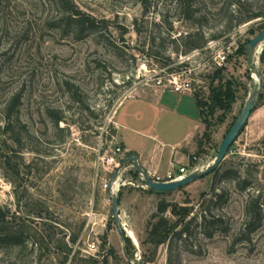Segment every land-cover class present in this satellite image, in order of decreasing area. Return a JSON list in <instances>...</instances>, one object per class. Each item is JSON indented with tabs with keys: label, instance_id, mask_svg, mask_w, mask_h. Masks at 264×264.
Listing matches in <instances>:
<instances>
[{
	"label": "rangeland",
	"instance_id": "obj_1",
	"mask_svg": "<svg viewBox=\"0 0 264 264\" xmlns=\"http://www.w3.org/2000/svg\"><path fill=\"white\" fill-rule=\"evenodd\" d=\"M67 1L93 25L77 30L54 0H0V208L21 216L30 198L33 208L43 209V220H50L39 222V229L26 223L37 244L22 251L0 245V264H169V257L171 264H264V41L246 57L248 41L264 28V15L240 21L249 12L264 13V0H182L180 7V0H148V9L140 0ZM184 2L191 19L185 18ZM197 30L206 39L197 52L182 54L179 41L171 42ZM221 51L227 58L215 76ZM257 72L262 87L255 107L212 172L158 194L140 185L132 162L122 165L129 155H114L111 166L101 162L119 145L112 137L119 104L137 92L161 89L155 86L159 75L176 74L205 103L202 132L176 165L200 173L257 87ZM228 86L232 98L217 106L212 89ZM13 96L18 102L7 126L3 115ZM56 116L63 119L55 127ZM119 166L123 184L117 192L118 179L112 194L100 179ZM112 196L119 201L124 240L111 217ZM256 196L261 220L247 232L245 205ZM161 199L186 206L196 219L187 237L154 247L146 240V224ZM204 213L212 236L202 232ZM209 215L222 221L211 225ZM167 217L175 224V217ZM91 243L94 251H88Z\"/></svg>",
	"mask_w": 264,
	"mask_h": 264
},
{
	"label": "trees",
	"instance_id": "obj_2",
	"mask_svg": "<svg viewBox=\"0 0 264 264\" xmlns=\"http://www.w3.org/2000/svg\"><path fill=\"white\" fill-rule=\"evenodd\" d=\"M148 0H140V2L144 5L145 9H148V3L146 4ZM187 1V0H186ZM55 4L60 7L64 14L67 15V18L69 21H73L75 23V26L77 30H83L86 25H90V27L93 25L92 18L89 16H86L83 14L80 10L76 9L72 5L68 3L67 0H54ZM238 3H240L239 0H237ZM185 3V2H184ZM186 8V14L185 18L191 19L192 18V10L190 7V4L186 2L185 4ZM182 6V0L179 1L178 7ZM264 15V13H261L259 11L257 12H249L248 14H245L240 21L245 22L252 18H256L259 16ZM179 41V45L183 47L181 50L182 54L189 53L194 50L202 49L204 47V44L206 43V39L204 38L203 34L197 30L195 32H189L184 35H179L178 38H172L171 42ZM175 50L178 51V47H175ZM236 51H239L237 48ZM261 60L264 58V52L261 54ZM166 62L163 64H166L170 61V58L166 57ZM179 66H185V63H179ZM220 68H218L214 73L215 76L218 75ZM215 76L211 79L214 80ZM213 92V101L216 103L217 106H223V104L226 103L227 100H230L232 98L230 87H226L224 91L212 89ZM18 102L17 96H13L5 105L4 110V119L7 122V126H9L11 118L13 116V108L16 106L15 104ZM196 104L199 108V114L201 117L200 112V106L202 104H205L203 101H199L196 98ZM63 118L62 116H56L53 120V124L56 127L58 125V122L61 121ZM243 129V128H242ZM241 129V131H242ZM240 131V132H241ZM1 156V155H0ZM2 159V162L5 165L9 164L8 157H5ZM137 171V170H136ZM248 184V181L244 179L243 181V187L245 188ZM149 189V188H148ZM150 191H154L158 194H164L165 192L156 191L153 189H149ZM216 197H220V194H215ZM22 195L18 197V200H22ZM259 198L252 197L249 201L246 202L245 205V216H246V225L247 232H252L255 229L256 223H258L261 220V209L260 204L258 203ZM31 203V206L29 205ZM25 205L28 206V211L24 213V215L16 216L14 213H10L9 210H2L0 208V245L5 247H16L19 249V251H22L27 248V245L29 243L31 244H37V241L32 238V235L29 233L28 229L30 227L26 224L29 222L31 225L35 227L36 229H39L37 227V224L42 225H49L50 220L44 221L42 216V210L41 208H33L34 201H32L30 198L25 199ZM167 213H169L172 217L176 218L175 224L171 223V220L167 217ZM41 219V220H40ZM196 216L190 215V211L186 206L179 205L175 202H169L165 201L164 199H161L156 206V212L153 213L150 217V220L146 224V240L153 245L154 247L165 243L166 241L171 240L173 236L177 237L179 240H182L183 238L187 237L191 233V225L195 221ZM206 221L207 216L206 214L200 215V224L203 227L202 232L204 234H207L208 236H212L214 231H208L210 228L206 227ZM209 223L211 225H215L218 222L222 221L221 217L218 215H209ZM180 222H183L180 225L179 229H175L177 225H179ZM51 224V223H50ZM210 225V224H209ZM227 228L223 229V232H226ZM128 238V237H127ZM148 259H145L146 261H149ZM169 264H171V259L169 257Z\"/></svg>",
	"mask_w": 264,
	"mask_h": 264
},
{
	"label": "crops",
	"instance_id": "obj_3",
	"mask_svg": "<svg viewBox=\"0 0 264 264\" xmlns=\"http://www.w3.org/2000/svg\"><path fill=\"white\" fill-rule=\"evenodd\" d=\"M137 98L138 104L133 106L132 100ZM160 122L163 124L159 127ZM114 124L112 137L119 142L123 154L137 156L142 170L156 171L161 175L176 170V164L184 160L185 148L191 147L203 126L191 92L176 93L163 89L140 91L123 100L115 110ZM177 127L180 128L179 134L172 138ZM130 135L144 144L138 146L130 140Z\"/></svg>",
	"mask_w": 264,
	"mask_h": 264
},
{
	"label": "water",
	"instance_id": "obj_4",
	"mask_svg": "<svg viewBox=\"0 0 264 264\" xmlns=\"http://www.w3.org/2000/svg\"><path fill=\"white\" fill-rule=\"evenodd\" d=\"M264 41V28L259 31L255 36H253L246 45V57L247 61H249V53L250 51L254 50L255 47ZM257 79H258V85L253 89V91L248 95L240 113L239 116L236 118L234 123L229 127L228 131L224 135L218 149L217 153L211 162L210 165H208L204 170H202L200 173H197L195 171L190 172L186 175H184L182 178L174 181H167V182H159V181H153L150 178H146V185L149 189H153L160 192H169L173 191L175 189H178L179 187H182L184 185H187L188 183L195 181L196 179L202 177L205 174H208L212 172L213 170L217 169L222 160L225 158L227 151L229 147L232 145V143L236 140L238 137L241 129L246 125V122L248 121L254 107L257 101V98L259 94L261 93V87H262V77L259 72L256 73ZM126 162H132L134 168L138 172H142V168L138 164L137 156L130 155L124 159L122 162V165ZM121 165V166H122ZM120 166V167H121ZM119 167V168H120ZM116 172L113 173L112 179H115ZM111 217L114 221L115 227L117 232L119 233L122 240L127 238V234L125 230L122 227V224L120 222V216H119V201L116 196H112L111 198Z\"/></svg>",
	"mask_w": 264,
	"mask_h": 264
},
{
	"label": "built area",
	"instance_id": "obj_5",
	"mask_svg": "<svg viewBox=\"0 0 264 264\" xmlns=\"http://www.w3.org/2000/svg\"><path fill=\"white\" fill-rule=\"evenodd\" d=\"M198 50H195L194 52H197ZM227 58V53L225 51H221L215 61V67L221 68L223 64L225 63V60ZM155 86L158 88H161L163 90H170L176 93H182V92H192L193 88L191 85V82L188 79H182L180 75L176 74H167L166 77H161L160 75L156 78ZM114 155H120L121 159L125 156L123 154V150L120 147V145H116L114 149L112 150V155L110 156H103L101 158L102 163H107L108 166H111L115 164V156ZM117 164V163H116ZM120 167V166H119ZM117 168L115 171H109L110 177L108 178H101V184L103 189L109 190L112 194L113 192V185L116 182V180L121 176V170L120 168ZM132 167L134 168L133 164ZM197 168L194 167L192 170H187V168L184 165L177 166L176 170H168L163 175L157 173L156 171H149V170H143L142 172H138L139 179L141 181V186L143 188H147L146 185V178H150L153 181H159V182H167V181H174L182 178L184 175L195 171ZM116 172L115 179H112L113 173ZM121 178V177H120ZM121 184H123V180L121 179ZM120 190V187L118 188L117 192ZM115 192V193H117ZM96 248L94 243H91L88 245V251H94Z\"/></svg>",
	"mask_w": 264,
	"mask_h": 264
},
{
	"label": "bare ground",
	"instance_id": "obj_6",
	"mask_svg": "<svg viewBox=\"0 0 264 264\" xmlns=\"http://www.w3.org/2000/svg\"><path fill=\"white\" fill-rule=\"evenodd\" d=\"M118 179H120V181H119V182H120L119 187H120V186L122 185V184H121V178L119 177ZM118 179H117V180H118ZM117 180H116V181H117ZM119 187H118V188H119ZM113 192H114V191H113ZM114 193H115V192H114Z\"/></svg>",
	"mask_w": 264,
	"mask_h": 264
}]
</instances>
